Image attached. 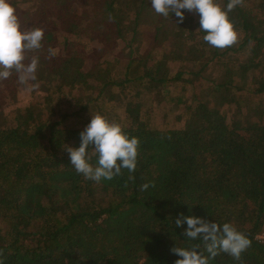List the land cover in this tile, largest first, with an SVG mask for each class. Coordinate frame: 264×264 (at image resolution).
<instances>
[{
	"label": "trees",
	"instance_id": "16d2710c",
	"mask_svg": "<svg viewBox=\"0 0 264 264\" xmlns=\"http://www.w3.org/2000/svg\"><path fill=\"white\" fill-rule=\"evenodd\" d=\"M14 4L44 39L39 89L25 91L15 73L0 80L3 264H175L172 248L203 247L176 226L181 214L252 240L240 261L221 252L210 264H264V0L230 13L240 39L225 49L203 40L198 13L182 10L179 22L151 0ZM166 89L169 128L152 107ZM96 113L139 138L135 172L97 183L71 165L65 148L79 147Z\"/></svg>",
	"mask_w": 264,
	"mask_h": 264
},
{
	"label": "clouds",
	"instance_id": "9594fccd",
	"mask_svg": "<svg viewBox=\"0 0 264 264\" xmlns=\"http://www.w3.org/2000/svg\"><path fill=\"white\" fill-rule=\"evenodd\" d=\"M244 3L245 0H228L226 5L221 0H151V8L165 18L174 13L179 22L185 18L182 10L198 13L199 30L206 33L203 40L214 48L225 49L239 42L240 32L230 13ZM43 39L42 28H23L11 0H0V80H7L15 73L17 83L25 91L39 89L37 72ZM47 54L48 58H53L58 55V49L49 47ZM80 140L79 147L67 146L65 150L75 171L86 180L98 183L122 175L124 169L135 172L140 140L130 136L119 122L100 113L92 114L90 123L80 133ZM129 179L134 177L130 175ZM150 186L154 184L145 183L141 190ZM185 222V236L189 240H202L203 247L197 244L172 248L171 251L181 257L175 264H210L221 252L240 261L242 253L251 247L252 240L231 223L220 225L195 215L181 214L175 224L180 227ZM0 264H3L2 259Z\"/></svg>",
	"mask_w": 264,
	"mask_h": 264
},
{
	"label": "rangeland",
	"instance_id": "374dc122",
	"mask_svg": "<svg viewBox=\"0 0 264 264\" xmlns=\"http://www.w3.org/2000/svg\"><path fill=\"white\" fill-rule=\"evenodd\" d=\"M11 3L17 8V15L20 19L25 18L24 13L20 10L18 4H14V0H11ZM81 6L79 4L75 5L74 11L79 12ZM145 37H147V33H145ZM86 67H89V59L86 61ZM171 90H162L157 93L154 98V102L152 103V107L154 109L153 115L156 117L157 125H165V128H169V126H175L177 124V112L172 110L174 104L171 101V96L175 94H170ZM202 97V95H200Z\"/></svg>",
	"mask_w": 264,
	"mask_h": 264
},
{
	"label": "built area",
	"instance_id": "2783aa9c",
	"mask_svg": "<svg viewBox=\"0 0 264 264\" xmlns=\"http://www.w3.org/2000/svg\"><path fill=\"white\" fill-rule=\"evenodd\" d=\"M255 238L260 243L264 244V228L256 234Z\"/></svg>",
	"mask_w": 264,
	"mask_h": 264
}]
</instances>
